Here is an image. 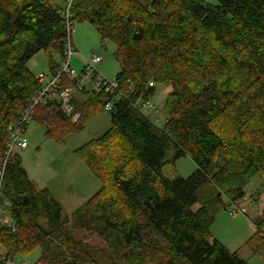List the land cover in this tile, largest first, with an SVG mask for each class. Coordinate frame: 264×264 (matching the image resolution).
<instances>
[{
	"label": "trees",
	"instance_id": "obj_1",
	"mask_svg": "<svg viewBox=\"0 0 264 264\" xmlns=\"http://www.w3.org/2000/svg\"><path fill=\"white\" fill-rule=\"evenodd\" d=\"M55 1L0 0V160L9 128L40 88L28 63L41 51L52 67L54 54L64 56L66 24ZM73 12L74 24L90 22L103 42L115 44L121 68L123 99L80 98L78 122L67 120L82 131L104 100L115 103L111 128L76 152L102 188L65 215L13 157L0 178L10 204L11 225H0L6 255L39 250L35 264H101L75 236L79 230L97 233L125 264H248L214 238L210 205L241 203L255 176L258 200L264 197V0H78ZM151 81L172 88L164 126L134 107L154 99ZM46 112L50 121L42 117L40 125L61 142L57 124L67 116L51 102L36 108L34 121ZM181 158L197 167L186 179L177 171ZM260 220L246 246L264 257V208Z\"/></svg>",
	"mask_w": 264,
	"mask_h": 264
},
{
	"label": "rangeland",
	"instance_id": "obj_2",
	"mask_svg": "<svg viewBox=\"0 0 264 264\" xmlns=\"http://www.w3.org/2000/svg\"><path fill=\"white\" fill-rule=\"evenodd\" d=\"M202 1L212 5L217 3V0ZM55 6L65 8L67 7V1L56 0ZM101 39L100 33L90 22H75L72 32V42L76 51L87 59H92L94 55L101 56L103 58L102 63L98 66L100 73L107 79L114 80L121 71L120 64L115 58L117 48L114 43L110 41L103 42ZM53 60L55 62H61V57L54 54ZM50 65L51 59L49 55L41 51L31 59L27 66L34 75H37L41 72L49 73ZM72 68H75L77 72L80 73L83 68L82 59L76 56L73 57ZM152 82L154 83L153 87L150 86ZM68 86H71L73 89L75 88L73 85H65L66 88ZM131 87L132 86L129 87V93H133ZM148 87L156 89L154 99L149 101L154 108L147 110L150 115L148 116L150 118H155L157 121L159 120V126H164L167 121L164 112V104L172 88L170 85L158 84L155 81L149 82ZM80 98L83 97L76 96L72 101V106L74 108L73 116L79 114L76 113V111L79 112V110H84L85 106H82L81 102L75 103V101L80 100ZM96 99L102 100L101 96L96 97L94 100ZM90 109V106H88V110ZM91 112H94V110L91 109L87 111L86 114H91ZM42 117H46L44 119L48 124L50 121L48 112L42 114L38 120L36 118L37 122L34 121V115V119L29 125L25 137L28 142V148L25 150L17 148L9 161L16 155H19L24 169L27 171L30 180L34 183L36 188L40 191L48 189L63 207L65 215L71 216L72 213L87 203L91 197L97 194L102 188L101 181L92 173L86 164L78 158L76 152L87 146L93 140L102 137L111 128V114L104 109V111L99 112L94 118L87 122L82 131L79 130L81 127L79 129L74 127L73 129L71 125L67 124V120L71 121L73 125L79 120H73V117L68 115L66 121L63 120L57 124V133L62 137L65 136L61 142H57L46 135L47 130L40 125L41 122H44ZM53 125L55 126L56 124ZM71 131H75V133H70ZM6 157L7 153L5 157L0 160V171L3 164H5ZM4 169H6V165ZM196 170L197 167L190 158H181L177 162V171L185 179L191 177ZM261 191V178L255 176L245 189L246 200L237 203L238 206L242 205V207H246L248 210L247 216L240 214L230 216V212L234 207L232 204L229 205L226 198L217 202L212 200V205L210 206H212V213L216 217L212 227L213 236L226 245L230 239H233L235 235H237V232L241 231L245 223H250L253 227L259 224L261 221V212L264 208V197L261 196L258 200L257 196V193ZM199 196L206 200L210 198L205 197L207 194L203 191L200 192ZM1 208L2 206H0V209ZM8 214L10 215V213ZM263 228H261V231L264 237ZM74 233L78 240H83L91 249L96 251V257L101 264H125L121 259L116 257L111 246L100 238L97 233L79 230H74ZM249 234L250 232H243L241 235H237L235 240H245L250 236ZM242 242L243 241H241L240 244H243ZM0 251L5 252L3 248H0ZM249 253L245 252L241 254L248 264H264V257L257 254L254 255L251 252ZM40 257L41 252L36 250L26 257L17 256L15 260L17 263L25 264H29L31 260L33 264H35Z\"/></svg>",
	"mask_w": 264,
	"mask_h": 264
},
{
	"label": "built area",
	"instance_id": "obj_3",
	"mask_svg": "<svg viewBox=\"0 0 264 264\" xmlns=\"http://www.w3.org/2000/svg\"><path fill=\"white\" fill-rule=\"evenodd\" d=\"M67 7L62 8L61 15L66 24V38L64 39V56L61 62H58L49 73H38L35 78L39 84V90L36 92L33 103L29 108L21 114L20 118L9 128V137L7 141V157L5 164L0 171V178L2 179L5 174V165L9 162L13 153L17 148L25 150L28 148V142L26 140V133L29 125L34 119L35 110L37 107L47 105L51 102H57L59 108L65 115H71L73 120H78L80 114H74V108L72 101L76 96L87 97L94 100L96 97H116L117 99H123L125 94L122 92L119 83L116 79L109 80L102 73H100L98 66L102 63V57L94 55L92 59L84 58L80 55L72 42V32L74 26V9L78 0H66ZM79 57L83 61V68L80 73L75 68H72L73 57ZM66 84L73 85L65 87ZM153 87L154 83H150ZM131 90H133L131 88ZM104 109L107 112H112L115 108V103L112 100H104ZM134 107L140 111L142 115L154 121L155 125L159 126V120L150 118L147 110L153 109L149 102L139 100ZM149 115V116H148ZM153 117V116H152ZM234 207L230 213V216L235 215H247L248 210L246 207L237 206L231 203ZM0 225L10 226L11 221L7 213H9L10 204L8 201L3 200V186L0 183ZM8 211V212H7ZM0 248H2L0 242ZM16 260L8 257L6 252L0 251V264H25L17 263ZM30 263V262H29Z\"/></svg>",
	"mask_w": 264,
	"mask_h": 264
},
{
	"label": "crops",
	"instance_id": "obj_4",
	"mask_svg": "<svg viewBox=\"0 0 264 264\" xmlns=\"http://www.w3.org/2000/svg\"><path fill=\"white\" fill-rule=\"evenodd\" d=\"M50 70L53 68L52 65L49 66ZM29 69V68H28ZM30 70V69H29ZM230 205V204H229ZM242 206V205H240ZM255 227L252 226V224L250 223H245V225L243 226V228L241 229V231L237 232V235H241L243 232H250V236H248L245 240H235V238L237 237V235H235V237L233 239H230L229 242L225 245L226 248L231 252V253H239V256L245 260L244 257L241 256V254L245 253V252H251L252 254H254V252H252L247 246V242L252 239L256 233H257V227L256 225H254ZM216 238V237H214ZM218 239V238H217ZM221 241V240H220ZM241 241H243V244H240ZM238 245V246H237ZM244 245V246H242ZM237 247V248H236ZM250 254V253H249ZM256 255V254H254ZM246 261V260H245Z\"/></svg>",
	"mask_w": 264,
	"mask_h": 264
},
{
	"label": "clouds",
	"instance_id": "obj_5",
	"mask_svg": "<svg viewBox=\"0 0 264 264\" xmlns=\"http://www.w3.org/2000/svg\"><path fill=\"white\" fill-rule=\"evenodd\" d=\"M245 200H246V199H245ZM229 204H231V203H229ZM236 205L238 206V204H236ZM239 207H240V205H239ZM230 213H231V212H230ZM247 215H248V214H247ZM247 215H246V216H247Z\"/></svg>",
	"mask_w": 264,
	"mask_h": 264
}]
</instances>
